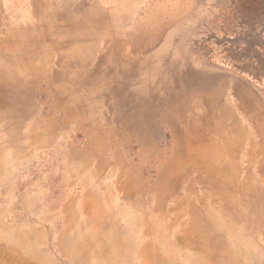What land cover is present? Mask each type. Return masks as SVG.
<instances>
[{"label": "rangeland", "instance_id": "rangeland-1", "mask_svg": "<svg viewBox=\"0 0 264 264\" xmlns=\"http://www.w3.org/2000/svg\"><path fill=\"white\" fill-rule=\"evenodd\" d=\"M138 2L113 9L97 0H0V78L15 75L5 64L12 46L39 42L40 35L47 38L41 39L44 63L76 60V78L61 87L66 83V90H82L69 84L89 75V93L66 120L59 109L56 114L47 107L44 82L35 86L32 97L43 103L41 114H11L26 111L25 98L11 90L5 97L6 112L0 114V264H146V252L164 264H200L201 258L191 261L197 254L191 249L164 256L153 238L163 234L170 239L167 233L195 238L198 228L208 238L204 264H264V176L252 171L254 166L264 169V163L245 158L238 176L228 165L236 186L247 188L236 192L231 181L228 200L245 205L254 190L261 198L256 212L242 218L249 222L246 227L236 221L238 209L228 210V225L212 223L218 217L206 212L196 180L189 181L194 185L190 204L181 189L170 199L145 201L161 171L159 163L171 162L188 146L174 130L177 114H219V127L211 132L213 146L228 139L233 144L228 156L234 160L240 159L242 146L252 155L264 147L227 115L242 113L230 104L236 89L243 97L264 98V0ZM22 28H29L28 36ZM81 32L86 39H80ZM70 36H76L74 52L66 54L64 42ZM112 47L118 54L110 53ZM197 88L212 93L211 104L202 100L203 91L191 93ZM9 118L14 122L8 126ZM137 118L140 126L134 125ZM32 130L38 136L33 143L26 139ZM246 136L253 138L252 145H241ZM155 189L166 192V187Z\"/></svg>", "mask_w": 264, "mask_h": 264}, {"label": "bare ground", "instance_id": "bare-ground-1", "mask_svg": "<svg viewBox=\"0 0 264 264\" xmlns=\"http://www.w3.org/2000/svg\"><path fill=\"white\" fill-rule=\"evenodd\" d=\"M35 1L36 0H34V2ZM4 5H6V4H4ZM23 17H26V16H23ZM0 19L2 20V16H0ZM13 24L14 23H12V24L9 23V25H12V26H13ZM3 25H4V22H3ZM12 26H9L12 30H15V29L17 30L19 27V26L17 27L16 25H14L13 27ZM156 28H158V27H156ZM21 32H23L25 34L24 37H26L29 34V28H26V29L22 28ZM39 33L40 32H38L37 34H39ZM80 35L82 37L80 39H86L87 38V35L82 34V32L80 33ZM82 35H84V36H82ZM140 36H142V35H140ZM38 37L40 38L39 42H37L36 39H33V40H27L28 42L21 43V44L15 43L12 46L13 55H11L10 57H7V59H5V64L7 65V67L11 68L9 71H11V72L14 71L13 73L15 75H13L12 73H8L6 75L7 77L5 76L3 78L2 77L0 78V114H3L4 112H6V108H7L6 104L7 103H6L5 97L7 96V93L9 90L13 91V94L16 97H19V96L24 97L25 103L27 105V108L25 107V110H26L25 112L24 111H21V113L12 112L11 114H35L36 111H38V110L39 111L37 112V114H41L40 113L41 110L38 109V107L40 108L41 104L43 105V103H41V101H36L32 97H33V93L34 92L36 93V91H37V90L34 91V88H36L35 86H38L39 84L44 82L45 83V90H44L45 93L44 94H46L48 97L47 107L49 108V110H54V113H56V114H57L58 109H59L61 111V114H65L64 120H66L68 116H71L72 114L76 113L77 110L75 109V107L77 106V104L79 102L80 103L84 102L83 98H84L85 92H86L85 88H87L85 80H86V77H88L89 75L88 76H85V75L78 76V74H77L80 83L74 82L75 84H69L70 86H73L75 88H80V89L82 88V90H75V91L74 90H66V88H67L66 83H64L65 85H62V87H61V85H60L61 83H63V82L71 83V81L74 78H76V77H74V74H73V66L76 63L74 61H76V60L71 59V58L70 59L67 58V59H65V60H68L67 63L64 62L63 65H60V63L58 61L60 59H54L52 61L50 59V60H48L47 63H44L45 59H40L41 58L40 54L43 51L41 39H47V38L44 35H40ZM75 37L76 36H70L66 42L67 45L64 42V45L68 46V48H69V50H66V54L68 53V51H70V49H71V51L73 50V48H74L73 45L75 44V40H76ZM78 44H80V43H78ZM111 51L112 52H110V53H113L115 55L118 54L117 49H114L113 47L111 48ZM72 52H74V51H72ZM103 53H105V50L103 51ZM73 55H74V53H71V56H73ZM153 60H154V58H153ZM100 63H104V62L100 60ZM62 66H64V67H62ZM99 74H100V72H99ZM1 76H2V74H1ZM97 77H98V75H97ZM139 79H141V78H139ZM133 82H135V81H133ZM54 85L56 87H54ZM77 85H79V87ZM134 88L136 90V87H134ZM39 89H40V87L38 88V90ZM69 89H70V87H69ZM107 90L108 89H106V91ZM221 90H222V88H221ZM201 91H203V90H201ZM201 91H199L197 88L196 90H192L191 93L192 94L193 93L199 94ZM218 91H219V89H218ZM145 92H146V90H145ZM189 92H190V90H189ZM219 92H222V91H219ZM245 92H248V91L246 90ZM86 93H89V92H86ZM149 93H147V94H149ZM201 93H202V95L203 94L206 95L202 100L205 103L206 102L210 103V101H209L210 98H208V97L212 93L210 91L207 92V90H205ZM241 93H243V92H241ZM241 93H240L239 89H236L234 91V96L236 99H235V101L230 99V104L232 105L233 108L236 106L238 108V110L242 113H239V116H237V114H235L236 116L234 114H227V115L231 116V117L228 116L229 119L234 116V121L235 122L238 121V123L241 127L248 129L251 132L250 135L254 139L256 138V140H257L256 143L260 146H263L264 145V128H263V125H264V98L260 97L257 94H251V93H249V94H251L250 95L251 97L247 98V97H243ZM220 94H223V92ZM247 95H248V93H247ZM67 97L71 99V100H69V102H67L68 100H66ZM139 100H140V98H139ZM9 102H10V99H9ZM142 102L144 105L145 104L144 101H142ZM140 103H138L139 105L137 107L141 106ZM208 103H207V105H208ZM216 105L217 104H215V106ZM80 106H79V108H80ZM82 107H83V105H82ZM87 108H88V106H87ZM213 108L215 109V107H213ZM256 108H258L257 112H255L257 110ZM55 109L57 111H55ZM221 109H222V107H221ZM221 109H219V110H221ZM81 110H82V108H81ZM224 110H226V109H224ZM184 112H183V114H177L179 124L176 126H173V127H174L175 132L176 131L178 132L177 134L180 136V138L183 139L184 143L188 146L187 147L184 146V149L180 152V154H178V155L176 154V156L174 155L175 157H177V156L178 157L175 158L174 160H172L171 162H166L163 165L159 163V166H161V171L157 175L156 179L151 181L152 184H150L149 192H148L150 197H149V200H148V198L145 199L146 203L147 204H149V203L154 204L155 201L160 200V199H166V200L168 198L170 199L179 191V189H181L184 194L189 195V196H187V198L185 200L186 205L190 204L191 203L190 195L194 194V185L189 183V181L192 179V180H196V183H197L196 186H197L198 193H199L198 195H200L199 197L201 198L202 204L206 208V212L209 214V216L215 215L216 217H218V219L212 223H214L217 226L218 225H221V226L222 225H228V210L234 211V210L238 209V213L236 212L237 215L235 216L236 221L240 222L239 224L241 227H246L249 222L243 221L242 218L243 219L247 218V215H248L250 210L251 211L253 210L256 212V208H258L260 201H261V198L258 199V195L256 193L257 191L254 190V194H253L254 197H252L253 199L251 202L248 200V203H246L245 205H244L243 201H240V204H235L233 202H230L228 200V192L231 189V186L229 185V183L234 180L233 183L236 186L237 183H235V182H237V179H236V177L232 176V174H229L228 165L230 164V165H233L235 167L236 176H238V173L240 171L239 167L241 165H243L245 158H246V160H247V158L248 159L253 158V160H256V162L258 164H263L264 163V147H262V149H260L258 152H256L255 154L252 155V150H250L248 152L246 150V148L242 146L241 151H243V152H242V155L240 156V159L234 160V159H232V156L231 157L228 156V149L230 147L232 148V145H233L230 141H228V139H226L222 143V145H220L221 147L220 146H215V147L213 146L214 134H212L211 132H212V130H216L219 127V126L215 125V124H217L216 122H218V120H216V119H221V116L219 114H217L215 116V115H213V113H214L213 111H212L213 113H211V114H197L195 112H191V113L187 114ZM137 113H139V112H137ZM133 114L135 115V113H133ZM141 114H151V113H141ZM167 115L168 114H166V116ZM38 117H39V115H38ZM141 120L142 119H140V121H138V118H137L136 122H134V125L140 126L142 124ZM13 122H12L11 118H9L7 120V125L9 126L10 123H13ZM45 122H47V121H45ZM233 127H234V125L232 126V128ZM53 128H54V125H53ZM63 128H65V127H63ZM228 128L229 127L227 125L225 127V129H226L225 131H227V134H228ZM54 130L51 129V131H54ZM237 131H238V129H237ZM238 132H240V131H238ZM37 137L38 136L35 133V131L32 130L30 132V134L28 135V138H26V139L29 140V142L33 143L37 140ZM231 137L232 136H230V139H231ZM246 137L247 138H244L241 141V145L243 143L248 144V145H252L254 142L253 138H250L248 136H246ZM189 144H191V145H189ZM250 149H251V147H250ZM150 152H152V151H150ZM245 155H247V157H245ZM106 163L109 164L107 162V160H106ZM252 169H253L252 170L253 173H255L257 177L264 176V169H261L259 167L256 168V166H254ZM162 170H165V171H162ZM247 170H248V168L246 169V171ZM111 172H112V170H111ZM165 172H167V173H165ZM241 172H242V170H241ZM109 175L110 174H108V176ZM254 181L259 183L260 179L254 180ZM238 182H240V180H238ZM158 186L166 187V192L165 193L164 192H157V190L155 188ZM236 187H237L236 192L238 191L239 193H241V191H244L245 189L247 190V188H242V187H244V184H240ZM118 189L122 192V194H124V195L127 194V192L124 191L123 186L118 187ZM249 189H250V187H249ZM145 194H146V189H145ZM130 196H131V194L127 195L126 197H130ZM117 199L119 200V197H116V200ZM119 205H116V212L118 213V215L122 219L123 218L125 219L127 217V214L125 212L121 211V208L119 207ZM240 205L242 207H240ZM190 207H192V206H190ZM188 215H189V213H188ZM254 219H255V221L258 220V218H256V217ZM196 230H197V233H196L197 237L195 236V238H190V237L189 238H180V237H175L174 235H170L169 233H167V234L169 235L170 239H167L168 236L165 233H164V235L167 236V238L163 237V234L162 235L161 234L154 235L153 238L158 243L159 249H160L161 253H163L164 256H168L169 254L177 255L176 253L179 252L180 250L191 249V250H194V252H197V254L195 255L196 258H194V260H191V261L192 262L197 261V263H198L199 259L201 258L200 264H204L205 263V255L207 254L205 246L207 245L208 238H206L204 235H202L199 228ZM164 241H166V242L164 243ZM185 245H188V246L183 248V246H185ZM149 246H151V245H149ZM215 249L217 250V245H215ZM146 250L144 249V251H146ZM150 250L151 249H149L148 252ZM155 250H157L156 247H155ZM152 253H154V252H152ZM142 254H141V256H142ZM146 255H147V258L145 257L146 264L147 263L148 264H164L163 262L158 261V258H156L155 256H152V254H150V253L147 254V252H146ZM169 256H171V255H169ZM197 258H198V260H197ZM142 259H143V256H142ZM186 259H187V257H186ZM168 264H170V263H168Z\"/></svg>", "mask_w": 264, "mask_h": 264}, {"label": "crops", "instance_id": "crops-1", "mask_svg": "<svg viewBox=\"0 0 264 264\" xmlns=\"http://www.w3.org/2000/svg\"><path fill=\"white\" fill-rule=\"evenodd\" d=\"M128 1L129 0H97V2L100 3V5L111 7L113 9H116V7H119V6H129ZM138 1H140L138 2V5H141V4H144L143 1L145 0H138ZM129 11L131 10L127 9V15L125 16L127 18L132 16V14Z\"/></svg>", "mask_w": 264, "mask_h": 264}]
</instances>
